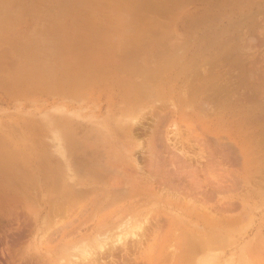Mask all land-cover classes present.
Here are the masks:
<instances>
[{
	"label": "rangeland",
	"instance_id": "374dc122",
	"mask_svg": "<svg viewBox=\"0 0 264 264\" xmlns=\"http://www.w3.org/2000/svg\"><path fill=\"white\" fill-rule=\"evenodd\" d=\"M243 3L0 0V157L9 159L0 165L11 169L20 163L25 169H13L20 184L11 182L13 176L7 180L22 186L32 178L43 182L40 174L48 175L45 183L74 178L71 167L89 158L82 141L86 120L105 124L124 107L123 131L99 124L103 146L116 143L115 167L101 153L94 162L91 153L89 166L101 170L99 184L127 198L93 217L86 197L83 211L90 219L87 228L104 220L113 226L100 235L106 242L110 238L109 247H116L117 237L143 231L139 241L120 240L135 245L130 255L120 245L113 248L116 263L264 264V92L249 83L254 73L247 72L249 80L242 75ZM135 90L147 92L138 93L145 98ZM8 152L17 156L9 158ZM35 168L40 174L27 179ZM166 197H179L180 205L166 203ZM183 202L193 211L181 209ZM32 211L27 213L33 220ZM44 236L36 230L24 246L46 264L84 256L77 247L71 254V248L61 251L59 239ZM81 243L93 249L97 242L90 235ZM9 260L3 243L0 264H12Z\"/></svg>",
	"mask_w": 264,
	"mask_h": 264
},
{
	"label": "bare ground",
	"instance_id": "6f19581e",
	"mask_svg": "<svg viewBox=\"0 0 264 264\" xmlns=\"http://www.w3.org/2000/svg\"><path fill=\"white\" fill-rule=\"evenodd\" d=\"M242 5L244 7L243 8L244 9V11H243L244 12L243 13L244 18L242 20V21H244L243 22L244 31H243V46H242L243 51L241 50L243 52V53H241L243 58L241 57V59H243V62H242L243 63V65H242L243 70L242 71L244 73L242 71L241 72L243 73L242 75L247 76L246 79L244 78L245 80H249L248 75L250 74V76H251V74L254 73L256 75V78H254L249 83L254 82L255 86L252 84L253 88L254 89H256L257 87H258L257 89L261 88V90L264 92V0H244V3ZM251 7L255 8V9H253L254 14H251V12L253 11V10L252 11L250 10ZM127 43H128V41H127ZM115 52H116V50H115ZM127 58H126V60H127ZM5 65H6V63H5ZM11 70H13V69H11ZM21 70H23V69H21ZM32 70H33V68H32ZM119 71H121V69ZM117 73L118 72H115V74H117ZM125 78H127V77L125 76ZM244 79L242 78L243 81H245ZM127 80H128V78H127ZM247 82H244V83L247 84ZM249 83L247 85L250 87ZM50 84H52L51 81H50ZM50 84H48V85H50ZM125 86H127V85H125ZM123 88H124V86H123ZM189 88H192V87L190 86ZM180 89L182 90L183 88H180ZM127 90L129 91L128 88H127ZM133 90L134 89H132V91ZM137 90L139 91V89H137ZM181 90H180V94H182ZM187 91H190V90H187ZM191 91H192V89H191ZM258 91L262 93V91H260V90H256V93ZM138 93H139V95H140V93H141V95H143L145 92L141 91ZM138 93L136 91V94L139 97ZM183 93L186 95L187 92H183ZM261 93H259V94H261ZM145 94H147V92ZM259 94H258V96H259ZM192 95H194V94L192 93ZM196 96H195V98H196ZM140 97H144V96H140ZM186 97H188V96H186ZM186 97H185V99H186ZM246 97H247V94H246ZM260 97H262V95ZM130 99H132V97ZM185 99H184V101H185ZM142 100H143V98H142ZM119 102H120L119 100H116L115 104L117 105ZM133 103H135V102H133ZM123 108H121V107L118 108L119 113L117 115L119 118L117 117V115L115 117L110 116L109 120L106 119L107 121H104L105 124H102V122L99 121V122H97V125H92L91 124L92 119L90 120V118H88L86 120L85 126H84V133L82 136V138H83L82 141H83V147L85 149V154H86V156L89 155V158L86 159V163L83 166H81L79 168L76 167V169L71 167L73 170L76 171V173L72 174L73 176L74 175L75 176H74V178H72L70 180H61V179H59L60 178L59 177L58 178L59 180L56 178L57 181H52V180L49 181L50 179H48V182L45 183L46 180L44 181V179H46L48 175L45 174V175H47L46 178L44 175L40 176L41 174L37 173L39 171V170L37 171V169L39 168L38 167L37 169L36 168L32 169V171H29L27 169L26 171L27 172L29 171V173H26L27 175L26 174L25 175L28 177L31 174H35V173L37 175L40 174L39 176H37V178L42 177L43 182H38L41 180V179L39 180V178H38V180H37L38 183L36 182V184H35L33 182V180H32L33 178H32L31 180L33 183H31V180L30 181L27 180L29 182H28V184H26L25 182H21L25 179V178H23V180H22L21 179L22 175H21V178H20L21 181L20 182L23 184L25 183V185L22 184V186H19V185L17 186V184H20V183H19V181L16 182V180H17V178L19 180L20 176L17 177V175H16L15 177H17V178H14V176L12 174H15L16 167L21 166V165H19L20 163H18V165H16V167L13 165L15 170H13L14 168H11L12 170L9 169L10 165L8 167H5L6 169L8 168V170H6L5 168L3 169V167L6 166L3 163H2L3 166L0 165V245L4 243V245L7 249V259L12 260V264H46L45 262H43L42 257L38 253L32 252L30 250V248L26 249V247L24 246L28 237L30 235H32V233L36 230L44 231V234H45L44 237H45L46 241L51 240V238L52 239L53 238L59 239V245L62 246L61 251H66V250L68 251V249L70 250V248L72 250V247L74 249H75V247L80 248V245H82V247L80 249L76 248V250H77V253H78V250L79 251L82 250L81 252L78 253L79 255L84 251L83 254H81L84 256L80 257L79 259H78L79 256H76V254H75V256H72L73 257L72 259L77 257V259H74L72 261L73 264H113V263L117 264L116 262L120 261V260L116 259L117 257L115 258L113 256V251H114L113 248L115 247V245L113 243L110 245V247H109V245H106V243L110 240V238L109 239L107 238L108 240L106 242L105 238L100 237V235L102 234V230L106 229L108 231L110 228L112 229L113 226L107 227L108 224L106 223V220H104V222H102V221L95 222L93 224L92 228L91 227L87 228L88 223L90 222V219H89L88 215L86 216L83 213V211L86 209V203L84 201V199L86 197H90V198H88V199H90L89 208H90V212L94 211L92 214L93 217H95L96 213H98V212L100 214L103 213L104 209L107 208L108 206H112L114 204L115 200H120V199L123 200L124 199V196L121 195L122 193L119 195V191L114 190L113 192H111L108 189L109 186L99 184V180H96V179L99 176V174H101V170L99 168H96V167H95V169H91V167L89 166V162H92V160L90 161L91 153L94 155L93 162L95 161V159L96 160L98 159V154L101 153V154H103L104 162H106L107 164L111 163L112 167H115V164L117 163L116 162L117 160L114 161L116 159L114 156V154H115L114 151H116V148H117L116 143H114V147H111V148L109 147V144H108V148H105L103 146L102 143L104 141L102 140V136L99 134V132H101V127L99 126V124L102 126H105L103 129H105L106 131L110 128L109 127L110 124H112L111 130H113L114 132L116 130H122L123 131L125 128L122 126V124H121L122 119L120 118V117H122L120 113H122ZM123 113H124V111H123ZM123 113H122V115H123ZM86 115L87 116L89 115L88 112H86ZM94 120L97 121V118ZM129 124H130V122H129ZM128 127L130 128L132 126H128ZM68 128H69V125H68ZM130 130H132V129H130ZM36 131L38 133L40 130L38 131L36 129ZM132 132H134V131L132 130ZM131 133H130V136H132L134 133H136V131L133 134H131ZM122 134H123V132H122ZM127 135H129V134H127ZM127 135H125V137ZM123 137H124V135H123ZM25 138H26V136H25ZM128 139L131 140L132 137H131V139H130V137H128ZM115 141L116 140H114V142ZM36 142H37V140H36ZM118 142H120V141H118ZM129 146H131V145H128V149L131 148ZM28 147L30 148V146H28ZM59 147H61V146L59 145ZM128 149L127 150L125 149V150L129 151ZM34 150H36V149H34ZM131 151H132V148H131ZM10 152H12V149ZM122 152H123V150H122ZM57 153H59V152H57ZM123 153H125V152H123ZM8 154H9V152H8ZM130 154H133V153L130 152L129 155ZM9 155H8L9 158L10 157L15 158V156H17L16 154L13 155L14 157L12 155H10V156ZM3 156L1 155L0 161H4V160H1V159H3ZM40 156H42V155H40ZM122 156L124 158V155H122ZM126 158H127V156H126ZM130 158H131V155H130ZM4 159H5V157H4ZM23 159H25V158H23ZM26 159H28V158L26 157ZM45 159L46 158L44 157V161H42V162H45ZM6 160H7V158H6ZM6 160L4 162H6ZM13 160H16V159H13ZM18 160H19V158H18ZM35 160H36V158H35ZM39 160H40V158H39ZM127 160L129 161V158H127ZM8 162H9V159L7 160V163ZM27 162L29 163V161H27ZM38 162L39 161L37 160V163ZM31 164H32V162H31ZM35 165L38 166L39 164L35 163ZM42 167H44V166H42ZM22 168L23 167L21 166L20 169H22ZM47 168L48 167L46 166V169ZM49 168H50V166H49ZM17 170H19V169L17 168ZM42 170H43V168H42ZM21 171L25 172V169L21 170ZM50 171L52 172V174L55 173L54 175H56V172L53 173V171H55V170H53V171L50 170ZM78 173L80 175H78ZM54 175H52V176H54ZM8 176L9 177L13 176L12 177L13 179L11 180V182L14 180V182H16L17 184L16 183H10V181L7 180L8 178H6ZM99 177H101V176H99ZM29 178H31V176L28 177L27 179H29ZM54 180H55V177H54ZM100 181H102V180H100ZM100 183H103V182H100ZM6 184H8V186H6ZM13 184H16V186L15 185L13 186ZM137 193H139V192H137ZM133 196H134V194H133ZM166 200H167L166 203H176V204L180 203V201H181L179 197H175L173 199L170 197H166ZM183 204L184 205H182L181 209H184L185 212H187V210H189L190 212L193 211V210L191 211V208H193L192 207L193 205L189 204L188 202H186V203L183 202ZM178 205H180V204H178ZM28 207H29V209H28ZM27 210L28 211L33 210L35 212V217L33 218V220L28 216ZM33 211H32V213H33ZM198 215H200L202 217L204 216L202 214H198ZM200 216H199V218H201ZM40 217H41V219L39 220ZM192 219H190V220H192ZM219 219L220 218L218 217L216 220H219ZM211 222H212V220H211ZM230 222H231V220H230ZM37 223H39L38 224L39 226L37 225ZM193 225L195 226V224H193ZM194 226H192V227H194ZM87 229L91 230V232L87 233L86 232ZM55 234H56V236H54ZM130 234H129V236H126V235L123 236L122 239L120 237H117L118 239H115L114 241L118 242V244L113 241L115 244H117L116 247L118 245H120L119 247L121 248V250H123L122 248H124L125 256L129 254V251L131 249H134L135 245H133L132 243L126 244L129 241H125L126 243H123L122 241L120 242V240L129 239L132 241L133 240L139 241L143 238V235H144L143 231H140V233H136V234L133 232H130ZM189 234L192 238H194L191 235V233H189ZM90 235H92L93 238L95 237L96 242H97L94 244L95 248H93V246H92L93 249L89 248V247H91V245L88 246V244H85V245H87V247H86L84 244L81 243V242H84V239L85 240L89 239ZM125 237H128V238H125ZM130 237H131V239H130ZM78 243L80 245H77ZM198 243L201 244L202 242H197L196 244H198ZM107 244H110V242H108ZM196 244L194 243V245H196ZM83 245H84V248H83ZM97 246H98V249L96 248ZM116 247H115V251L117 249H119ZM201 247H202V249L208 248V245H202L201 244ZM196 249L197 248H195V252H197ZM71 250L69 251L70 254H71V252H73V250L72 251ZM176 250H178L177 247H176ZM191 250L194 251V247H192ZM115 251H114V253H115ZM176 252L177 251H175V255H176ZM192 256L193 255L191 254V257ZM193 257H195V255ZM106 258H108L109 262L106 260ZM170 259H171V257H170ZM6 261H5V263H6ZM1 262H4V261H1ZM5 263H3V264H5ZM70 263L71 262H69V264ZM167 263H168V259H167ZM170 263H168V264H170ZM205 263H206V261H205Z\"/></svg>",
	"mask_w": 264,
	"mask_h": 264
}]
</instances>
